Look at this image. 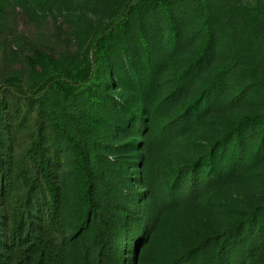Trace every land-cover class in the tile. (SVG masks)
<instances>
[{
  "label": "trees",
  "instance_id": "trees-1",
  "mask_svg": "<svg viewBox=\"0 0 264 264\" xmlns=\"http://www.w3.org/2000/svg\"><path fill=\"white\" fill-rule=\"evenodd\" d=\"M111 7L0 48V264H264V0Z\"/></svg>",
  "mask_w": 264,
  "mask_h": 264
},
{
  "label": "rangeland",
  "instance_id": "rangeland-1",
  "mask_svg": "<svg viewBox=\"0 0 264 264\" xmlns=\"http://www.w3.org/2000/svg\"><path fill=\"white\" fill-rule=\"evenodd\" d=\"M14 7L6 9V20L0 29V48L4 47L6 60L11 67L25 76L24 65L14 53L13 37L40 40L53 45L61 52H74L78 45L74 23L79 22L86 35L105 24L112 12L116 0H13ZM256 0H243V4L252 6ZM2 31V32H1ZM0 51V58H2ZM224 60L225 54L217 56ZM24 78V77H23ZM251 195L264 191V179L256 184Z\"/></svg>",
  "mask_w": 264,
  "mask_h": 264
}]
</instances>
